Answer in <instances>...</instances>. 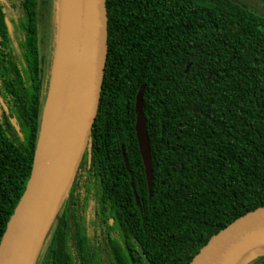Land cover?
<instances>
[{"label":"trees","instance_id":"trees-1","mask_svg":"<svg viewBox=\"0 0 264 264\" xmlns=\"http://www.w3.org/2000/svg\"><path fill=\"white\" fill-rule=\"evenodd\" d=\"M6 1L0 245L32 173L50 78L47 0ZM107 13L108 59L91 153L37 262L77 190L94 192L104 220L114 221L105 256L91 254L82 264H190L214 235L264 207V0H107ZM142 86L151 194L135 130ZM47 264L75 262L54 255ZM241 264H264V248Z\"/></svg>","mask_w":264,"mask_h":264},{"label":"water","instance_id":"water-1","mask_svg":"<svg viewBox=\"0 0 264 264\" xmlns=\"http://www.w3.org/2000/svg\"><path fill=\"white\" fill-rule=\"evenodd\" d=\"M54 61L32 173L0 245V264H36L65 202L96 122L108 59L107 0H54ZM62 68L59 89L55 83ZM142 86L136 100V137L149 193L153 161ZM57 93L56 97L55 94ZM0 103L8 111L1 94ZM127 169L129 165L123 152ZM136 205L139 207L133 182ZM264 248V207L214 235L190 264H241Z\"/></svg>","mask_w":264,"mask_h":264},{"label":"flooded vegetation","instance_id":"flooded-vegetation-1","mask_svg":"<svg viewBox=\"0 0 264 264\" xmlns=\"http://www.w3.org/2000/svg\"><path fill=\"white\" fill-rule=\"evenodd\" d=\"M113 225V219L105 221L99 212L94 192L76 190L71 205L54 225L37 264H47L48 259L54 255L62 261L72 257L75 264H82L83 260L86 261L97 252L104 257L107 245L114 238Z\"/></svg>","mask_w":264,"mask_h":264},{"label":"rangeland","instance_id":"rangeland-1","mask_svg":"<svg viewBox=\"0 0 264 264\" xmlns=\"http://www.w3.org/2000/svg\"><path fill=\"white\" fill-rule=\"evenodd\" d=\"M3 2L8 6L6 0ZM56 7L54 6V0H47L46 10L44 12V18L42 20L43 26V33L45 34L44 37V46H43V53L48 62V70H52L51 66L54 61V52H55V45H54V35L56 34V28L53 26V19H56ZM54 17V18H53ZM50 81V80H49ZM48 81V83H49Z\"/></svg>","mask_w":264,"mask_h":264},{"label":"bare ground","instance_id":"bare-ground-1","mask_svg":"<svg viewBox=\"0 0 264 264\" xmlns=\"http://www.w3.org/2000/svg\"><path fill=\"white\" fill-rule=\"evenodd\" d=\"M55 48V47H54ZM62 68H63V71H64V64L61 66V68L59 69V74H58V77H57V80H56V83H55V91L57 89H59V85H60V80H61V75H62ZM57 93L55 94V97H56Z\"/></svg>","mask_w":264,"mask_h":264}]
</instances>
